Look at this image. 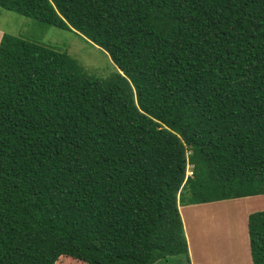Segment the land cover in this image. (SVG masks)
<instances>
[{
    "label": "trees",
    "instance_id": "16d2710c",
    "mask_svg": "<svg viewBox=\"0 0 264 264\" xmlns=\"http://www.w3.org/2000/svg\"><path fill=\"white\" fill-rule=\"evenodd\" d=\"M0 6L81 33L117 67L90 76L0 35V264L190 263L181 203L264 194V0ZM248 230L264 264V209Z\"/></svg>",
    "mask_w": 264,
    "mask_h": 264
},
{
    "label": "rangeland",
    "instance_id": "374dc122",
    "mask_svg": "<svg viewBox=\"0 0 264 264\" xmlns=\"http://www.w3.org/2000/svg\"><path fill=\"white\" fill-rule=\"evenodd\" d=\"M0 31L66 51L80 62L84 71L90 76L104 78L117 69L109 53L103 47L83 37L81 33L2 6H0ZM189 166L188 175H191L193 172L191 165ZM180 208L186 225V234L190 238L191 261L187 263L186 259L179 256L170 264H201L202 255L199 248H202V243L204 245L206 237L203 238V235L208 234V229L219 228L221 237H228L233 234L231 229L233 232L237 231L236 235H238L242 228L244 230L247 228L249 235L247 218L251 212L264 209V194L205 204L181 203ZM68 260L62 258L57 264H85L75 259Z\"/></svg>",
    "mask_w": 264,
    "mask_h": 264
},
{
    "label": "crops",
    "instance_id": "0c3cea01",
    "mask_svg": "<svg viewBox=\"0 0 264 264\" xmlns=\"http://www.w3.org/2000/svg\"><path fill=\"white\" fill-rule=\"evenodd\" d=\"M2 33L3 31H0V35ZM219 231V228H209L208 234L206 233L203 235V238H206L204 240V245L202 243V248H199L202 255V259L200 261L201 264H254L250 248V237L248 235L247 228L246 230L242 228L238 235H236L237 231L233 232L231 229V233L233 234L228 237H221V232ZM188 241L190 245L191 257V243L189 236Z\"/></svg>",
    "mask_w": 264,
    "mask_h": 264
}]
</instances>
